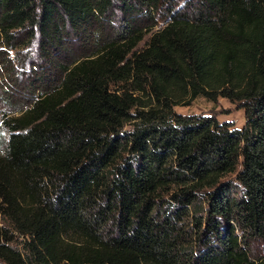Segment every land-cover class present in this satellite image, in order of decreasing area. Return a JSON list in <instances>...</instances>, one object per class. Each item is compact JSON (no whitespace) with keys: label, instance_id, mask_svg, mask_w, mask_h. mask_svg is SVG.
<instances>
[{"label":"trees","instance_id":"trees-1","mask_svg":"<svg viewBox=\"0 0 264 264\" xmlns=\"http://www.w3.org/2000/svg\"><path fill=\"white\" fill-rule=\"evenodd\" d=\"M112 7L117 34L49 56ZM35 35L60 76L3 120L0 264H264V0H0V57ZM198 97L244 124L174 110Z\"/></svg>","mask_w":264,"mask_h":264},{"label":"rangeland","instance_id":"rangeland-1","mask_svg":"<svg viewBox=\"0 0 264 264\" xmlns=\"http://www.w3.org/2000/svg\"><path fill=\"white\" fill-rule=\"evenodd\" d=\"M119 7V5H117ZM109 12L107 16L94 17L91 23L84 25L85 32L81 34L83 27L79 29L77 35L73 31L61 34V42L56 43L58 48L51 51L50 57H54L58 65L72 66L85 53H89L93 42L103 36H114L124 22L121 11L117 7ZM144 12H147L144 10ZM148 16L138 15L140 18L137 25L141 30H147L154 25L161 23V12H147ZM112 16L111 18H108ZM81 37V39H79ZM40 40L35 35L30 44L14 50H4L0 57V147L2 139L7 135L3 129V120L17 116L21 111L27 109L36 98L37 94L43 90L44 76L51 75L46 66L45 60L48 55H43L40 50ZM52 55V53H54ZM46 58H44L43 56ZM54 72V71H53ZM60 75H51L49 78H58ZM174 110L183 115H208L217 118L219 121H230L236 127H241L244 122L243 110L236 104L225 98H218L216 102H211L203 97L196 98L188 106H176ZM264 253V241L252 243L251 256Z\"/></svg>","mask_w":264,"mask_h":264}]
</instances>
